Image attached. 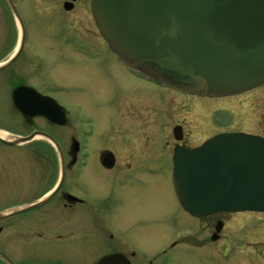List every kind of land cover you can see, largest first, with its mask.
I'll return each mask as SVG.
<instances>
[{"label":"flooded vegetation","instance_id":"af4514ba","mask_svg":"<svg viewBox=\"0 0 264 264\" xmlns=\"http://www.w3.org/2000/svg\"><path fill=\"white\" fill-rule=\"evenodd\" d=\"M11 1L18 9L17 0ZM0 3L6 5L8 12H11L6 0H0ZM5 15L7 18H15L12 12ZM0 16L4 17L3 14ZM0 33L2 39L0 42V212L28 205L52 193L40 206L10 214L0 221L10 219L13 226L17 227L15 217H23L21 226H18L22 227L23 232L30 230L33 225L46 224L47 220L50 222L49 226L53 228L70 226L69 229L65 228L68 230L67 238H63L59 232L56 233L55 238L59 241L71 239L73 248L76 249L75 255H79L81 259L88 258L91 264H98L110 255L117 256L114 263L110 264H142V261L145 262L143 264H167L175 252H186L191 247L201 252L198 247L205 245L206 241L192 245L188 228L191 219L201 221L200 223L206 226V230H210L209 241L213 244L217 243L224 221L216 215L227 212L195 217L183 210L176 199L172 182L175 149L196 147L207 138L222 132H244L261 137H264V132L218 131L194 145L185 141L184 124L177 120L170 131L173 142L168 143L157 135L155 139L147 138L153 132L143 126V117L146 119L151 114L153 103L159 99L158 94H162L165 101L170 100V105L173 103V98H170L169 92L173 93L172 97L181 95L187 101L193 99L195 104H200L201 100L225 99L229 105H236V98L263 87L264 83L246 92L225 97H203L182 93L149 81L128 69L103 38H100V42H91L88 38L78 36L77 38L75 32L68 30L62 36L64 46L61 47L68 51L65 54L82 59L87 63L89 70L93 65L94 70L98 71L96 73L107 76L105 83H98L96 86L90 84L91 86L86 87L84 83L71 84L72 90L77 91L78 95L63 87L57 89L44 84L43 87H36L26 82L24 78H18L19 71L23 70L25 73L33 68L40 74L47 72L50 75L52 72L46 67L45 58L39 53L26 57L29 61L16 67L15 62L22 53L25 40L20 53L13 60H8L14 55L20 37L18 42H14L12 30L5 28L0 30ZM26 33L25 29L24 39ZM31 60L34 62L33 65ZM124 73L136 81L126 83L123 80ZM141 83L145 86L143 87ZM18 87L26 89L16 94L15 89ZM55 90L77 97L90 92L99 94L103 98L101 101L103 124H98L97 116L80 114L59 100ZM16 100L21 101L23 110L16 105ZM142 107L146 109L142 111ZM232 114L229 112V115ZM15 115L21 117L23 126L31 127L29 131L18 136L34 134L32 139L17 144L12 142V137L16 135L13 130ZM221 115H223L222 107H216L212 111V118ZM197 117L201 124L211 120L210 117L207 118L208 115L199 114ZM69 123L73 124L70 128L72 133L68 137L69 141L63 142L64 131L69 128ZM52 171V175L47 176ZM93 175L101 177L103 187L97 186L94 182L96 189H93L90 181ZM149 178L162 181L165 195L162 201L165 206L160 208L164 204L157 201L156 205L145 211L150 215L148 219L153 220L159 233L161 230L167 235V239L161 241L160 247L152 248L150 251L139 249L135 241L141 221L139 213L144 211L138 205L139 196L136 189L145 185V181ZM18 193H22L20 200L15 199ZM32 213L39 214L31 220L29 215ZM240 213L245 212L235 214ZM252 213L264 214V212ZM133 217H137L136 220L133 221L131 219ZM209 217L212 218L207 221ZM80 218H84L85 221L84 219L80 221ZM122 220L129 221V224L120 223ZM218 222L221 225L220 230L216 232L215 227ZM167 230H171L172 233L168 234ZM16 235H19L17 239H20L27 234L19 231ZM17 239L15 236H10L7 242L14 247ZM163 241L166 243H162ZM22 242L24 244V241ZM0 251L14 264H31V261L25 258L17 261L13 257L14 253L11 254L12 251L8 254L2 247ZM24 252H27L26 247ZM59 258L57 256L58 261ZM0 264L8 263L0 256Z\"/></svg>","mask_w":264,"mask_h":264},{"label":"water","instance_id":"95a60500","mask_svg":"<svg viewBox=\"0 0 264 264\" xmlns=\"http://www.w3.org/2000/svg\"><path fill=\"white\" fill-rule=\"evenodd\" d=\"M6 3L20 27L18 47L8 59L13 60L25 31L13 2ZM63 7L69 10L72 3L66 1ZM90 9L108 46L127 65L160 84L225 96L264 82V0H91ZM24 89L18 87L15 93ZM16 105L23 110L21 101ZM33 137L15 135L12 142ZM173 159L176 197L191 215L264 211L263 137L219 133L194 148L177 147ZM51 194L1 211L0 219L38 207ZM0 256L14 264L1 251ZM115 257L106 256L98 264L114 263Z\"/></svg>","mask_w":264,"mask_h":264},{"label":"rangeland","instance_id":"374dc122","mask_svg":"<svg viewBox=\"0 0 264 264\" xmlns=\"http://www.w3.org/2000/svg\"><path fill=\"white\" fill-rule=\"evenodd\" d=\"M66 1L73 3L72 9H64L63 4ZM90 1H16L27 31L22 53L15 62L16 67H19L23 62L29 61L26 57H31L34 53H39L45 58L46 67H49L48 69L52 72L50 75L47 72L40 74L33 68V70L26 71L28 73H24L23 70L19 71L18 78H24L26 82L36 87H40L43 84L53 86L57 89L63 87L75 94H78V92L73 91L70 86L73 83H84L86 87L88 85L91 86L90 84L96 86L98 83H105L107 76L96 73L98 71L94 70L95 67L93 65L92 69L89 70L87 63L78 57L66 55L65 53L68 52L67 49L61 47L64 46V42L62 41L64 37L62 38V36L68 30L75 32L76 37L88 38L91 42L101 41L100 38L102 36L98 32L90 12ZM10 13L6 5L0 3V15L3 14L4 16H0V30H4L5 28L12 30L14 32L13 41L18 42L20 27L15 18H7L5 15ZM79 40L82 41V39ZM1 41L2 39L0 38ZM33 63L32 61L31 64L33 65ZM123 80L126 83L136 81V79L125 73L123 74ZM141 84L143 87L145 86L143 83ZM56 93L59 100L72 107L78 113L97 116L98 124H103L104 114L101 113L103 111L101 110V101H103V98L99 94L90 92L84 96L77 97L73 94L67 95L64 92L60 93V91H56ZM171 94L173 93L169 92L170 98H173L172 105L169 104L170 100L165 101L162 94H158L159 99L156 103H153L150 111L151 114L146 119L143 117V126L148 127L149 131L153 132V134L148 133L147 138L155 139L157 135L163 141L172 143L171 126L177 120L184 124L185 141L194 145L218 131L245 130L248 132H264V86L236 98V105H229L225 99L222 101L201 100L200 104H195L193 99L187 101L181 95H174L172 97ZM196 106L199 107L196 108ZM216 107H222L223 115L212 118V111ZM144 109L146 107H142L141 110L143 111ZM229 112L233 114L229 115ZM209 113H211V116H209ZM199 114L201 116L208 115L207 118L210 117L211 120L206 124H201L197 117ZM13 120V130L16 135H22L31 129L29 126L22 125L21 117L15 115ZM71 125L73 124L69 123V128L67 127V130L64 131L63 142L69 141L68 137L72 133L70 130ZM49 156L51 157V154ZM52 173L53 171L48 173L47 176L52 175ZM90 181L94 190L96 189L94 182L97 183V186L103 187L101 177L98 175H93ZM145 183V185L136 189L139 196L138 205L144 211L139 213L141 214V221L140 227L135 235V241L139 249L150 251L152 248L156 249L160 247L161 241L167 239V235L166 232H162L161 230L159 233L157 226L153 224V220L148 219L150 215H147L145 210L156 205L157 201L164 204L162 197L165 195L161 180L149 178ZM21 196L22 193H18L15 199L20 200L22 198ZM30 196L32 195L30 194ZM164 206L165 204L160 208ZM132 209H135V207H132ZM38 214H30V219L33 220V217ZM216 216L224 221L223 229L217 243L213 244L209 241L210 230H206V226H203L200 223L201 221L191 219L188 228L192 245H199L201 241H206L205 245L202 244L198 247L201 249V252L195 251L192 247L186 252H175L171 261L167 264H264V214L245 212L240 214L221 213ZM212 217H209L207 221ZM136 218L133 217L131 219L134 221ZM15 219L17 227L15 225L13 226L10 219L0 221V226L2 227L0 231V247L7 251L8 254L12 251L11 254L14 253L13 257L17 261L25 258L31 261V264H91L88 258L84 257V259H81L79 255H75L74 250L76 249L73 248L71 239L68 238L59 241L55 238L57 232L63 238H67L69 235H67L68 230L66 229H69L70 226L53 228L49 226L50 222L47 220L46 224L40 223L37 226L33 225L30 230L24 229L25 231L23 232L22 227H18L22 224L23 217H15ZM83 219L80 218V221ZM68 222L71 224L70 221ZM128 222L126 220L120 221L124 225H128ZM19 231L25 235L27 234L25 237H20L21 240L17 239L19 235H16L19 234ZM167 232H169L168 234L172 233L171 230H167ZM10 236H15V239H17L14 247L7 242V238ZM22 241H24L27 252H24L25 247H23L24 244ZM162 243H166V241ZM57 256L60 257V261L57 260ZM141 263L143 264L145 262L142 261Z\"/></svg>","mask_w":264,"mask_h":264},{"label":"bare ground","instance_id":"6f19581e","mask_svg":"<svg viewBox=\"0 0 264 264\" xmlns=\"http://www.w3.org/2000/svg\"><path fill=\"white\" fill-rule=\"evenodd\" d=\"M262 86V85H261Z\"/></svg>","mask_w":264,"mask_h":264}]
</instances>
